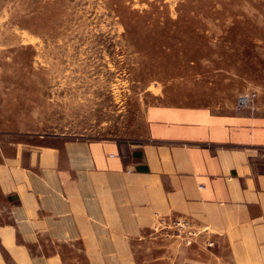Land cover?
Returning a JSON list of instances; mask_svg holds the SVG:
<instances>
[{"label":"crops","instance_id":"0c3cea01","mask_svg":"<svg viewBox=\"0 0 264 264\" xmlns=\"http://www.w3.org/2000/svg\"><path fill=\"white\" fill-rule=\"evenodd\" d=\"M5 106L0 264H264V97L151 110L138 142L39 134ZM173 220L191 245L153 243Z\"/></svg>","mask_w":264,"mask_h":264},{"label":"rangeland","instance_id":"374dc122","mask_svg":"<svg viewBox=\"0 0 264 264\" xmlns=\"http://www.w3.org/2000/svg\"><path fill=\"white\" fill-rule=\"evenodd\" d=\"M254 94L264 0H0V96L22 129L138 142L151 110L226 114Z\"/></svg>","mask_w":264,"mask_h":264},{"label":"built area","instance_id":"2783aa9c","mask_svg":"<svg viewBox=\"0 0 264 264\" xmlns=\"http://www.w3.org/2000/svg\"><path fill=\"white\" fill-rule=\"evenodd\" d=\"M253 98V96H251ZM251 104H249V100H247L246 96H243L238 100V110H244L251 108ZM160 232L167 236H172L173 238L179 240L180 243L184 245H191L192 240L194 238V233L190 231L188 224L184 221L173 220L169 223H164L161 227H159ZM207 247H212L214 244L212 242H206Z\"/></svg>","mask_w":264,"mask_h":264}]
</instances>
